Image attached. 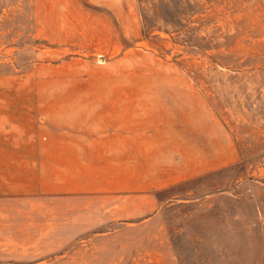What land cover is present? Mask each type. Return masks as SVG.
Wrapping results in <instances>:
<instances>
[{
	"label": "rangeland",
	"instance_id": "374dc122",
	"mask_svg": "<svg viewBox=\"0 0 264 264\" xmlns=\"http://www.w3.org/2000/svg\"><path fill=\"white\" fill-rule=\"evenodd\" d=\"M0 264H264V0H0Z\"/></svg>",
	"mask_w": 264,
	"mask_h": 264
}]
</instances>
